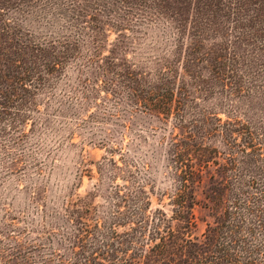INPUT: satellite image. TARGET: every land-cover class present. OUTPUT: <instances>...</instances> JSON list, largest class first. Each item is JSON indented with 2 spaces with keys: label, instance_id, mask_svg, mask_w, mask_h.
I'll use <instances>...</instances> for the list:
<instances>
[{
  "label": "trees",
  "instance_id": "obj_1",
  "mask_svg": "<svg viewBox=\"0 0 264 264\" xmlns=\"http://www.w3.org/2000/svg\"><path fill=\"white\" fill-rule=\"evenodd\" d=\"M158 26L150 66L135 48ZM99 90L152 117L168 200L152 207L149 182L128 181L137 160L105 137L110 206L70 193L41 254L10 233L0 264H264V0H0V177L24 167L40 119L85 120ZM201 185L214 219L194 235Z\"/></svg>",
  "mask_w": 264,
  "mask_h": 264
},
{
  "label": "rangeland",
  "instance_id": "obj_2",
  "mask_svg": "<svg viewBox=\"0 0 264 264\" xmlns=\"http://www.w3.org/2000/svg\"><path fill=\"white\" fill-rule=\"evenodd\" d=\"M163 27L149 28L146 36L140 40L142 45L135 48L136 57L148 60L150 66L154 64L152 61L156 59L158 49L163 47L160 45L166 36ZM77 74V68H68L66 75L58 80L57 91L61 95L66 93ZM86 77H92L90 71ZM88 85L92 89V80ZM90 94L83 111L85 120L78 118L77 113L64 118L57 112L51 114L47 122L44 120L45 123L40 119L28 140L24 167L0 177L1 244L7 243L6 236L12 233L29 246L36 259L41 254L43 230L50 229L52 221H58L62 200L70 193H90L95 204L110 206L112 181L106 170L105 157L111 152L102 141L105 137L109 138L108 144L122 147L128 157L137 160L136 178L128 181L131 184L149 182L152 207L162 206L168 200L161 192L171 188L173 178L161 153L160 130L155 131L152 127V117L131 111L126 102L112 94L107 95L104 90ZM221 115L226 117L223 112ZM114 156L121 163L119 150L115 151ZM145 161L147 166L144 165ZM115 180L124 182L120 176ZM203 188L204 185H201L196 189L200 201L194 208V235H200L208 222L214 219L212 209L205 204Z\"/></svg>",
  "mask_w": 264,
  "mask_h": 264
}]
</instances>
